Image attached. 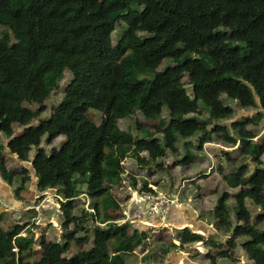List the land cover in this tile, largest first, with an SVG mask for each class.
Segmentation results:
<instances>
[{
    "label": "trees",
    "instance_id": "1",
    "mask_svg": "<svg viewBox=\"0 0 264 264\" xmlns=\"http://www.w3.org/2000/svg\"><path fill=\"white\" fill-rule=\"evenodd\" d=\"M118 24L120 36L113 44ZM0 27V133L8 140L6 148L18 160L29 161V150L38 148L43 137H64L58 149H38L30 164L39 190L61 186L62 226L67 229L72 223L73 229L61 241L41 238V254L33 264H126L124 255L145 235L138 228L128 235L131 224L114 222L108 212L118 207L111 188L123 180L122 160L130 154L141 166L152 161L159 166L158 159L176 150L177 136L188 138L196 132L201 133L200 147L210 139L206 125L187 115L197 113L199 104L213 119L233 113L223 97L242 108H264V0H0ZM162 59L173 65L156 70ZM65 70L70 78L60 102L34 124ZM185 76L190 94L181 81ZM163 108L169 121L159 122L154 130L162 139L152 133L134 137L116 124L134 110L157 119ZM89 109L102 114L99 124L87 116ZM252 121L246 117L233 123L241 126L234 128L235 137L219 125L213 131L226 142L239 140L242 153L252 152L260 163L264 138L258 145L251 141L253 133L242 127ZM17 127L22 133L15 137ZM4 149L0 144V154ZM188 162L189 152L180 160ZM246 170L242 164L224 175L230 187H239L234 200L240 223L231 228L227 220V192L217 211L231 231L228 244L234 246V238L246 236L241 247L253 264H264V230L250 223L245 205V199H251L261 210L256 221L264 220V168ZM0 171L9 181L16 176L14 191L23 190L29 178L26 169L11 173L0 164ZM75 179L85 184L92 202L90 211L81 208L78 215L72 213L78 199ZM84 218L95 222L92 244L67 257L71 242H81L75 234L88 230ZM22 229L18 224L0 228V264H28L23 255L34 248V238L27 227L28 236L21 235ZM203 237L184 226L177 240L181 246L213 243Z\"/></svg>",
    "mask_w": 264,
    "mask_h": 264
},
{
    "label": "rangeland",
    "instance_id": "2",
    "mask_svg": "<svg viewBox=\"0 0 264 264\" xmlns=\"http://www.w3.org/2000/svg\"><path fill=\"white\" fill-rule=\"evenodd\" d=\"M120 28L121 24L116 25L111 35L113 44H116L120 36ZM1 31L2 27H0V33ZM172 65V62L162 59L156 66V70H163ZM69 78L70 73L65 70L62 79L57 82V86L51 90L49 97L45 100L44 111L33 120L34 124L46 119L53 107L60 102L63 88ZM181 81H183L187 93L190 94L191 86L187 76L182 77ZM222 99L233 110L227 119L211 118L208 110L201 104H199L197 113L187 114L203 121L206 125L207 134L210 135V139L203 142L200 147L198 141L201 133L196 132L188 138L177 136L176 150L174 152L167 151L163 157L158 159L159 166H156L155 161L150 162L148 166H141L130 154L122 160L123 180L121 184L111 188V194L117 201L118 207L108 209V212L114 222L118 224L129 222L131 224L128 235L135 228L143 231L145 235V239L139 246L131 253L124 255L126 264H253L249 255L241 247V243L248 239L246 236L234 238V246L228 244V240L232 237L231 231L226 229L223 222L220 221L221 217L217 211V204L223 193L227 192L228 197L225 202L229 214L227 220L230 222L231 228L240 223L236 217L234 200V196L239 192V187H230L224 179V175L237 170L242 164L246 165L247 173L256 168H264V154L258 157L260 160L258 163L255 161L252 152L242 153V144L239 140H236L235 143L226 142L220 134L213 131V127L216 125L226 127L228 133L235 137L234 128L241 126H233V123L237 120L244 121L246 117L252 118V122L244 124L242 127L253 133L254 137L251 141L259 145L264 138V108L246 109L240 107L236 100L225 97ZM24 105L33 110L37 109L36 104L25 103ZM256 114L260 115L259 118L255 117ZM87 116L95 124L101 122L102 114L96 110L89 109ZM168 121L167 109L163 108L157 119H146L138 110H134L130 116L117 119L116 124L120 129L128 131L134 137L147 138L148 133H152L162 139V134L155 133L154 130L159 122L167 123ZM21 133V128H15V137L20 136ZM7 141V138L0 133V144L5 146L0 154V164L11 173L26 169V175L29 178L23 190L16 192L14 191L18 187L16 176L9 181L7 176L0 171V182L3 181V186L7 188L3 191L0 190V228L7 230L14 224H18L23 228L20 232L23 236H28L26 227L31 231L34 238V248L25 256L23 255V261L33 264L41 254L39 246L41 238L46 242L61 241L65 233L73 229L72 223L67 229L62 226L64 220L60 209L61 186L56 185L52 189L39 190L36 187L37 177L30 164V160L35 157L38 149H42L46 153L52 149H58L63 143L64 137L57 136L51 141H47L46 137H43L38 148L29 150V161H20L16 154L9 153L8 148H6ZM187 152L190 153V162L180 163ZM146 154L144 152L142 155ZM144 181L146 182L145 185ZM75 186L78 199L72 213L78 215L81 208L88 210L92 202L82 181L75 179ZM161 197L167 200V204L157 213L150 214L147 209L148 201H150V206L151 201ZM245 205L250 212V223L256 230L263 231L264 220L256 221V217L261 211L260 208L249 198L245 199ZM171 206L178 207L180 210L167 221L165 216ZM188 209L193 211L191 222L201 221L206 227V231H203V229H195L194 225L191 226L190 223L192 231L203 235V239H209L214 244L210 241L201 240L192 245L181 246L177 236L181 226H183L182 223L185 222L183 218ZM180 216L181 218L176 220ZM157 217H160L159 222L150 221V218L153 220ZM89 218H84L82 221L88 230L78 232L74 236L75 240L80 239L81 242H71L65 256L69 257L78 250L87 249L91 246V226L95 222ZM163 247H168V252L165 254H161ZM221 251H227L231 255L222 256L220 255ZM207 255L212 256L214 260L212 261L211 257Z\"/></svg>",
    "mask_w": 264,
    "mask_h": 264
},
{
    "label": "crops",
    "instance_id": "3",
    "mask_svg": "<svg viewBox=\"0 0 264 264\" xmlns=\"http://www.w3.org/2000/svg\"><path fill=\"white\" fill-rule=\"evenodd\" d=\"M3 184H4V182L2 181V182H0V190H4V189H7L5 186H3ZM178 210H180V208H178V207H172L171 206V208L169 209V211H168V213H167V215L165 216V219L167 220V221H169V218H172V216L174 215V214H176L177 212H178ZM192 212L193 211H190L189 209L186 211V215L184 216V220H185V222L184 223H182V225L183 226H187V227H189L190 228V222L192 221V216H191V214H192ZM181 218V216L180 217H177V219L176 220H178V219H180ZM145 220V219H144ZM172 221H174L173 219H171ZM150 221H154V222H156V218H154L153 220L150 218ZM167 223V222H166ZM174 225H176V224H174ZM182 226V227H183ZM191 226H192V224H191ZM125 258V257H124ZM125 263H126V260H125Z\"/></svg>",
    "mask_w": 264,
    "mask_h": 264
},
{
    "label": "built area",
    "instance_id": "4",
    "mask_svg": "<svg viewBox=\"0 0 264 264\" xmlns=\"http://www.w3.org/2000/svg\"><path fill=\"white\" fill-rule=\"evenodd\" d=\"M147 198H149V197H147ZM148 212L150 213V214H155V213H157L160 209H162V207L164 206V205H166L167 204V200L165 199V198H163V197H161V198H158V199H156L155 201H151V205L149 206V204H150V201H148Z\"/></svg>",
    "mask_w": 264,
    "mask_h": 264
},
{
    "label": "water",
    "instance_id": "5",
    "mask_svg": "<svg viewBox=\"0 0 264 264\" xmlns=\"http://www.w3.org/2000/svg\"><path fill=\"white\" fill-rule=\"evenodd\" d=\"M160 221V217L156 218V222ZM192 225H194L195 229H203V231H206V227L203 225V223L201 221H195V222H190ZM182 227V226H181ZM184 228V226L182 227ZM193 244V243H192ZM190 244V245H192Z\"/></svg>",
    "mask_w": 264,
    "mask_h": 264
},
{
    "label": "clouds",
    "instance_id": "6",
    "mask_svg": "<svg viewBox=\"0 0 264 264\" xmlns=\"http://www.w3.org/2000/svg\"><path fill=\"white\" fill-rule=\"evenodd\" d=\"M49 189H52V188H49Z\"/></svg>",
    "mask_w": 264,
    "mask_h": 264
}]
</instances>
